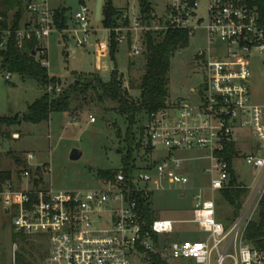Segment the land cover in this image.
<instances>
[{"label": "built area", "instance_id": "2783aa9c", "mask_svg": "<svg viewBox=\"0 0 264 264\" xmlns=\"http://www.w3.org/2000/svg\"><path fill=\"white\" fill-rule=\"evenodd\" d=\"M26 12L31 20L17 30L0 27V51L12 36L20 49L24 42L36 40V57L46 67L44 41L56 31L55 11L49 0H30ZM124 19L130 25L117 42H130L133 62L143 56L147 34L174 29L187 32L189 40L203 34L206 48L195 54L203 89L191 91L193 102L170 103L147 116L141 137L143 161L130 172L118 169L95 189L56 192L39 175V168L50 173L41 165L35 174L28 167L0 184V201L15 232L45 242L41 264H153L154 257L167 264H264V250L244 237L264 197V102H254L250 90L252 55L264 58V0H167L161 14ZM74 20L77 33L83 35L75 39L83 46L91 34L89 8L82 5ZM117 31H106V43L96 47L99 58L109 56L110 36ZM47 90L62 91L59 86ZM182 152H202L210 161L205 170L211 175L209 188L188 187L189 178L180 174L186 159L177 157ZM33 159L27 155L29 166ZM237 161L257 173V186L226 230L216 220L215 198L204 200L202 192L220 194L230 187L232 175L239 186L252 190L242 186L234 169ZM168 184L179 186L181 192H199L192 220L181 223L194 224L202 240L172 241L176 221L146 218V209L153 212V195Z\"/></svg>", "mask_w": 264, "mask_h": 264}, {"label": "rangeland", "instance_id": "374dc122", "mask_svg": "<svg viewBox=\"0 0 264 264\" xmlns=\"http://www.w3.org/2000/svg\"><path fill=\"white\" fill-rule=\"evenodd\" d=\"M97 0H49L50 8L58 10L65 8L68 27L66 30L52 34L44 41L48 53L47 70L51 77L57 79L52 87L59 86L66 91L74 84L82 80L85 75H99L102 78L111 76L116 64L119 77L124 88L130 96L137 100L139 93L129 89V81L137 80L142 76L145 67L144 57L131 58L130 42L118 43L115 64L109 56L99 58L96 53L98 44L106 43L107 34L102 26V18L99 23L95 21V7ZM142 0H112L116 9L121 10L122 18L119 22V32L115 33L116 41L125 36L127 29L124 27L127 15L131 21L140 18L142 15ZM151 15L155 12L163 13L167 0H149ZM90 10L91 34L89 42L78 46L77 40L83 39L81 33H77L78 27L74 16L82 5ZM105 0L103 1V9ZM10 14L9 20L11 21ZM77 33V35H76ZM77 40H76V39ZM59 41L61 44H59ZM206 48V40L203 34L197 33L189 43V47L178 52L172 60L170 72V98L172 104L179 102H193L197 92L203 89V77L196 71L195 54ZM251 81L250 90L254 102H264V58L254 53L251 58ZM135 63V66H132ZM0 58V117H14L17 114H24L29 105L39 100L45 92L40 89L33 79H23L17 74H11L2 68ZM8 78V79H7ZM49 86V87H50ZM54 93V92H53ZM53 93H49L53 95ZM87 103H75V111L68 114H53L49 122L40 125L22 123L16 127H0V154L18 156L26 161L27 155H32L33 160L29 161L30 172L35 174V167L41 165L49 167V175L44 174L40 169L39 175L45 178L47 184L56 192H86L98 187L102 179L98 178L99 172L108 170L117 171L121 168V161L126 151L123 136L126 125L113 113L106 114V109H113L111 103L99 104L94 100V94L90 93ZM90 117L94 118L91 122ZM145 117L141 119L140 127L143 126ZM120 131L122 137H118ZM11 134L8 137L7 134ZM18 135V139L13 136ZM139 132L136 139L139 140ZM78 150L82 157L71 160V152ZM119 151V153H117ZM121 151L123 152L121 154ZM143 152H138L136 157L137 165L141 160ZM164 152H157L156 155H163ZM202 152H182L177 155L180 159H186L180 174L187 176L190 180L188 187L199 189L209 188L211 175L205 174L210 161L203 158ZM27 163V162H26ZM235 172L242 178V186L250 187L248 196L257 186V173L245 165L243 161H237ZM4 170L12 172L15 176L20 168L13 160H7ZM198 191L181 192L179 186L168 184L164 191L157 192L152 197V209L155 218L158 220L176 221L175 232L171 236L172 241H200L202 235L192 223H181L191 221L195 208V196ZM204 200L215 198L216 220L223 224L226 230L234 225L238 218L234 215V209L221 197L219 193H212L210 190L202 192ZM17 235L10 217L0 201V264H14L17 256L25 254L33 257L35 264H41L46 256L45 242L40 238L25 237ZM229 264V263H228Z\"/></svg>", "mask_w": 264, "mask_h": 264}, {"label": "trees", "instance_id": "16d2710c", "mask_svg": "<svg viewBox=\"0 0 264 264\" xmlns=\"http://www.w3.org/2000/svg\"><path fill=\"white\" fill-rule=\"evenodd\" d=\"M30 0H0V27L4 30H17L23 21L27 3ZM149 0H142V16L145 17L144 10L148 9L150 15L151 9ZM103 12L102 26L105 29L113 30L119 27V22L122 18L121 10L116 9L112 0H105ZM67 10L60 8L55 10V26L56 30L63 31L67 29ZM12 15L11 21L9 20ZM129 20H125L124 27H129ZM189 37L187 32L181 30L169 29L165 32L156 34H147L144 38L145 52V67L143 74L137 80L129 81V89L139 93L137 100L133 99L129 92L124 88V85L119 77L116 67V52L119 44L116 41L115 33L110 36V53L109 57L115 64L114 72L109 76V80L99 75H85L82 80L74 84L66 91H61L59 94L53 95L45 92V89L52 85L57 79L51 77L45 66H42L36 56L38 43L36 40L24 42L22 48L18 47V43L14 36L10 39L7 48L0 51V58L4 69L11 73L21 76L23 79H33L37 82L40 89L45 93L35 103L28 106L26 112L22 115L14 117H0V127H16L22 123L32 125H40L49 122L53 114H68L75 111V103H87L90 93L94 94V100L99 104L111 103L115 107L106 109V114L113 113L126 125V131L123 136V142L126 145V151L121 161V168L130 172L139 159L136 154L141 151L142 126L140 127L142 117L157 113L170 104V72L172 60L175 55L189 47ZM48 56L45 57V60ZM139 132L140 138L136 139ZM10 137L11 134L5 133ZM118 137H122V133L118 131ZM123 152L121 151V154ZM233 151H230V154ZM141 160L144 157L141 156ZM230 160V157H227ZM7 160H13L20 168V171L27 169L25 160L18 156L10 154H0V184L12 178V172L4 170V165ZM117 171L108 170L99 172V179H108L115 175ZM249 193L248 189L239 186L232 175V182L229 188L220 192L221 197L234 209V215L239 217L243 209L244 201ZM145 216L147 219H155L154 212L146 209ZM245 240L252 244L257 249L264 250V197L259 205V212L254 221L249 223L245 231ZM23 241L26 240L22 237ZM31 256L25 254L17 256L16 264H35ZM153 264H167L159 257L153 258Z\"/></svg>", "mask_w": 264, "mask_h": 264}, {"label": "water", "instance_id": "95a60500", "mask_svg": "<svg viewBox=\"0 0 264 264\" xmlns=\"http://www.w3.org/2000/svg\"><path fill=\"white\" fill-rule=\"evenodd\" d=\"M103 1L104 0H97V2H96V7H95V21L97 23H99L101 21V18H102ZM144 14H145V17L144 18L145 19H148V9L147 8L144 10ZM33 56H36V53H33ZM132 66H135V63H133ZM2 68H4V66ZM105 80L108 81L109 80V77H106ZM117 153H119V151H117ZM81 157H82V153L79 152L78 150H73L71 152V156H70L71 160L77 161ZM5 214L7 215L8 214V211H5Z\"/></svg>", "mask_w": 264, "mask_h": 264}, {"label": "crops", "instance_id": "0c3cea01", "mask_svg": "<svg viewBox=\"0 0 264 264\" xmlns=\"http://www.w3.org/2000/svg\"><path fill=\"white\" fill-rule=\"evenodd\" d=\"M83 5H84V4H83ZM52 10H53V9H52ZM54 11H55V10H54ZM30 20H31V15L25 11V13H24V17H23V21H22L21 25H24V24L28 23ZM67 24H68V23H67ZM67 27H68V25H67ZM54 33H56V31H55ZM54 33H53V34H54ZM59 44H61L60 41H59ZM2 67H3V66H2ZM17 115H20V114H17Z\"/></svg>", "mask_w": 264, "mask_h": 264}]
</instances>
